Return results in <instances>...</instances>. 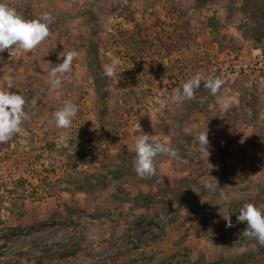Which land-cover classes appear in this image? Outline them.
Segmentation results:
<instances>
[{
  "label": "rangeland",
  "instance_id": "374dc122",
  "mask_svg": "<svg viewBox=\"0 0 264 264\" xmlns=\"http://www.w3.org/2000/svg\"><path fill=\"white\" fill-rule=\"evenodd\" d=\"M5 2L26 18L50 12L54 21L37 47L0 52V87L21 92L30 117L20 133L0 142V264L264 262V243L244 235L247 224L237 220L245 203L264 209V17L252 14L262 0ZM142 44L148 49L133 56ZM73 49L79 55L68 79L49 91L51 68ZM113 56L120 65L107 77L104 66ZM198 72L223 84L214 95L202 80L195 96L204 102L207 95L210 103L189 114L165 90ZM66 101L78 111L62 128L54 113ZM206 128L209 154L198 141ZM141 133L178 153L159 154L155 176L137 174L136 154L125 155L135 153ZM113 158L120 168L109 163ZM75 172L106 174V185L81 191L64 182ZM170 180L182 185L177 208L158 194ZM217 183L231 187L224 189L227 201ZM65 206L70 212L60 222L34 223ZM27 223L34 225L6 239L11 227ZM78 243L83 250L76 258L58 257L65 245ZM130 248L135 251L124 253Z\"/></svg>",
  "mask_w": 264,
  "mask_h": 264
},
{
  "label": "clouds",
  "instance_id": "9594fccd",
  "mask_svg": "<svg viewBox=\"0 0 264 264\" xmlns=\"http://www.w3.org/2000/svg\"><path fill=\"white\" fill-rule=\"evenodd\" d=\"M53 21L54 17L50 12H44L39 18L29 19L15 7L6 3L5 0H0V52L7 49L11 55L17 49L28 51L37 47L49 37ZM78 55L77 50H70L63 55L62 62L51 68L49 91L58 90L62 82L68 79L67 74L72 71L73 61ZM119 65V57L113 56L111 61L104 66L105 75L115 77ZM202 80L204 87L214 95L219 92L223 84V80L219 77L204 78L198 72L184 82L182 87H175L170 91L165 90V93L173 102L182 103L194 97L195 91L201 86ZM10 90V86L0 87V142L7 141L14 134L20 133L22 122L30 118L29 113L25 110L27 103L25 96L21 92ZM77 111V104L66 101L63 107L54 113L56 125L62 128L69 127ZM198 141L201 149L209 154L208 128L200 131ZM135 152V170L141 176H155V161L159 154H168L174 158L178 157L176 149L162 142L153 141L152 135L147 133H141L137 137ZM216 186H218V183ZM216 186L208 185L210 189ZM226 187L231 188L230 186ZM226 187H219L220 198L225 201L229 199L230 195L224 191ZM225 220L228 221V226H232L230 216ZM237 220L247 224L243 232L244 235L253 236L264 243V209L251 202L245 203L239 210Z\"/></svg>",
  "mask_w": 264,
  "mask_h": 264
},
{
  "label": "trees",
  "instance_id": "16d2710c",
  "mask_svg": "<svg viewBox=\"0 0 264 264\" xmlns=\"http://www.w3.org/2000/svg\"><path fill=\"white\" fill-rule=\"evenodd\" d=\"M252 14H253V16L255 14H260L261 17H264V0H262V2H260V3L257 2L255 10L252 12ZM210 26H211L212 30H215V32H218L219 24L215 21L214 18H212L210 20ZM136 42L140 43V44L142 43L141 41H136ZM147 49H148V46H146V45L142 44L140 48L136 45V49L134 51L133 56L141 55L143 53L142 50H147ZM200 88H201V86L198 89H196L195 95L198 94L197 92L201 91ZM42 89H43V87L41 85H39L35 89V93L40 97L39 100H42V94H43ZM195 95L192 99L183 101L185 103V106L183 107V109L186 110L189 114H191L195 108H200V109L207 108L208 104L210 103L207 95L204 94L206 97L204 102H199ZM80 151L81 150L78 149V151L76 152V157L74 158V168L75 169H77L79 166L76 160L80 159L78 157L79 156L78 154L81 153ZM134 154H136V152L131 153L130 151H128L127 154H125V155L127 157L131 158V157H133ZM120 156H122V155L118 154L116 156V158L119 157L123 162H125L127 157H120ZM83 158H85L84 155H83ZM114 159L115 158L111 159L109 161V163L113 164ZM114 164L116 167L120 168L118 163L115 162ZM125 165H126V163L124 164V166ZM80 174H83V176H80ZM119 174H121V172L114 173L115 176H117ZM106 179H107V175L103 174V173H101V175H100V174H91V173L89 174V173L75 172V173H70L68 176H66V181H64V182H67L69 184H73L77 189H79L81 191L94 192L96 189H99L100 187L106 185ZM117 179H118V177H117ZM62 181H63L62 179H58V181H56L54 183L55 187L58 190L61 189L60 183ZM153 182L154 181H152L151 179L149 180V186H150L151 190L153 189V186H154ZM187 185H189V184H187ZM180 186H182V185H175V181H173V180L163 182L160 189H159L160 191L158 193L163 197L162 201L164 203L166 202L167 205L170 207L177 208L178 203L174 197H176L177 199L180 198V193L182 192V190L180 189ZM62 188H65V187H62ZM169 192L173 193V197H169ZM155 196L157 197V195H155ZM154 198H155L154 196H152L151 198L148 197V201L149 202L153 201ZM11 204H12L11 206H13V205L16 206V203H11ZM11 208L12 207H9L8 210H9V212H12L14 214V211H12ZM69 212H70V208H68L67 206H65L64 208L57 207L56 209H53L51 211V213L46 214L42 219H40L34 223H38V222H39L38 224L57 223V222H60L63 218H66V216ZM21 214H23V213H20V215ZM179 219H180V215H177L176 217H174L172 219L171 223L176 222ZM33 225H34L33 223H27L25 225L21 224V225H15V227H11L6 234V239L9 240V239H12L16 235L23 234L24 232H26V230L29 227H32ZM260 244H261V242H260ZM82 250H83V248H82L80 243L75 244V245L74 244L65 245L62 249H60L57 252V255L61 259L76 258ZM131 251L134 252L135 248H130L124 253H129ZM131 261H132V259H131ZM135 262H136V260H135ZM18 263L19 262H13L10 264H18ZM175 264H207V262L206 261H200L199 263L192 262V260L188 258L184 261H178ZM232 264H240V263H232ZM259 264H264V262L259 263Z\"/></svg>",
  "mask_w": 264,
  "mask_h": 264
}]
</instances>
